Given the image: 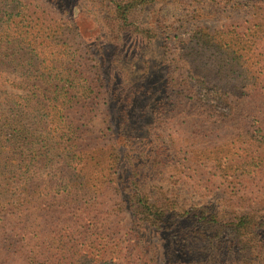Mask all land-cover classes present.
I'll use <instances>...</instances> for the list:
<instances>
[{
  "label": "trees",
  "instance_id": "trees-1",
  "mask_svg": "<svg viewBox=\"0 0 264 264\" xmlns=\"http://www.w3.org/2000/svg\"><path fill=\"white\" fill-rule=\"evenodd\" d=\"M39 1L0 0V264H264V0L175 58L173 0Z\"/></svg>",
  "mask_w": 264,
  "mask_h": 264
},
{
  "label": "rangeland",
  "instance_id": "rangeland-1",
  "mask_svg": "<svg viewBox=\"0 0 264 264\" xmlns=\"http://www.w3.org/2000/svg\"><path fill=\"white\" fill-rule=\"evenodd\" d=\"M35 5L42 3L39 0H31ZM252 12L241 8H222L214 4H204L196 0H173L164 6V23L169 27L166 43L169 46V55L177 57L179 48L198 27H207L215 31L224 25H245L252 18ZM179 50V51H178ZM98 131L106 128L104 115L95 123ZM264 183V174L258 177H248L242 184L256 185Z\"/></svg>",
  "mask_w": 264,
  "mask_h": 264
}]
</instances>
